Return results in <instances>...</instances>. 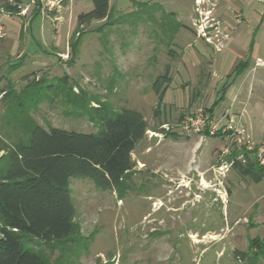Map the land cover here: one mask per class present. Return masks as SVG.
Segmentation results:
<instances>
[{
  "label": "rangeland",
  "instance_id": "rangeland-1",
  "mask_svg": "<svg viewBox=\"0 0 264 264\" xmlns=\"http://www.w3.org/2000/svg\"><path fill=\"white\" fill-rule=\"evenodd\" d=\"M248 2L245 8L262 11ZM196 3L111 0L107 19L79 24L91 0H23L25 15L3 17L0 158L3 148L26 143L34 126L97 133L101 109L137 110L148 123L121 189L72 179L74 234L55 250L27 242L50 264H264V179L257 184L233 168L221 171L219 153L228 141L177 128L197 108L217 103L226 85L215 77L225 75V61L213 67L212 46L194 38L199 26L187 28L198 16ZM167 70L172 83L156 113L153 85ZM254 77L264 80V65L255 66ZM42 80L45 87L30 86ZM255 96L264 102V92ZM221 110L210 114L224 123L216 116ZM165 125L176 133L166 135Z\"/></svg>",
  "mask_w": 264,
  "mask_h": 264
},
{
  "label": "trees",
  "instance_id": "trees-1",
  "mask_svg": "<svg viewBox=\"0 0 264 264\" xmlns=\"http://www.w3.org/2000/svg\"><path fill=\"white\" fill-rule=\"evenodd\" d=\"M91 2L92 11L80 14L79 24L109 17L111 0ZM3 7L11 15L20 16L18 5L4 3ZM171 83L169 70L156 79L153 85L159 97L156 113ZM36 84L45 87L44 80L30 86ZM46 87L49 91L55 88ZM97 111L100 115L97 133L34 126L26 143L2 149L5 154L0 158V264H50L47 257L30 249L27 242L38 240L55 250L56 244H64L74 234L72 179H88L103 190H119L124 186L133 168L132 155L145 138L148 123L141 112L133 109ZM238 155L235 151L233 157ZM246 159L245 163L235 161L233 169L260 183L264 168L251 158ZM236 253L239 261L245 259L244 252Z\"/></svg>",
  "mask_w": 264,
  "mask_h": 264
},
{
  "label": "crops",
  "instance_id": "crops-1",
  "mask_svg": "<svg viewBox=\"0 0 264 264\" xmlns=\"http://www.w3.org/2000/svg\"><path fill=\"white\" fill-rule=\"evenodd\" d=\"M199 1H202V3L199 4ZM195 3V11L198 16L192 18V26L187 28L191 29V31H195L194 29L198 31V26L202 23L201 21H203L207 12H211L212 17H210L211 21L208 24H212L214 21L219 22V28L224 31V35L228 36V40L224 43V49L221 51L215 50L213 46V50L207 48L210 52L213 51V67L216 63L224 61L226 64L224 68L226 73L222 75L223 77L226 76L225 78L217 71L215 73L216 80H218L217 84L224 81L226 85L222 88V96L218 100L219 104L213 107L215 104L213 103L211 108L215 111L217 108L222 109L216 115L217 118L222 117V121L226 117L224 113L226 115L229 111L231 114L240 117L251 130L254 140L262 142L264 141V102L261 96L255 95L257 92H264V80H256L254 75L255 66L264 65V62L262 65H257V60H262L260 55L264 54V38H258L262 33L264 24V4H259L262 11L257 12L245 8L244 0H195ZM252 3L254 1L249 0L248 6ZM198 8L200 11H197ZM238 15L243 18L242 24L236 19ZM240 25H244L246 28L240 31ZM185 32L188 33V30ZM209 33L214 36L215 30L210 29ZM197 35L198 37H194L195 39H200L208 45L204 39L200 38L198 32ZM246 35H251L252 40L242 41L241 39ZM217 41L218 39L214 38L215 44ZM189 46L192 48V44H189ZM239 66H241L240 70L238 69ZM237 70L239 71L237 72ZM215 111L213 115L217 114V111ZM195 146L199 148L197 141Z\"/></svg>",
  "mask_w": 264,
  "mask_h": 264
},
{
  "label": "built area",
  "instance_id": "built-area-1",
  "mask_svg": "<svg viewBox=\"0 0 264 264\" xmlns=\"http://www.w3.org/2000/svg\"><path fill=\"white\" fill-rule=\"evenodd\" d=\"M1 1L3 4L9 3L12 5H18L21 9L20 15H25L27 12L24 8L23 0H20V2H17L16 0H0V2ZM252 1L264 4V0ZM37 2L42 3L43 0H30V3L34 5L37 4ZM3 4L0 6V40L5 39L7 36L3 17L10 15V13L6 12ZM236 19L239 23L243 20V18L239 15ZM210 29L215 30L214 36L210 35ZM223 32L224 31L219 28V22L217 21H214L212 24H208V22L206 25L205 23L199 24L198 34L200 38L204 39L208 45L213 46V48L217 51H221L224 48L225 41L228 40V36L224 35ZM214 38L218 39L216 44L214 42ZM262 64L263 61L258 59L257 65ZM225 116L226 121L224 123L221 122V124L212 118L208 108L199 107L193 114L181 119L177 124V128L178 131L185 136L200 135L210 138L219 137L228 141L230 145L223 147L219 153L220 163L218 165V169L221 171L233 168L235 161H242L245 163L247 157L254 160L259 167L264 168V141L256 142L253 138L251 130L244 124L240 117L231 114L230 111ZM164 129L166 133H174V131L176 133L177 131L166 125L164 126ZM154 135L160 136V134L157 133ZM235 151L239 152V155L233 157Z\"/></svg>",
  "mask_w": 264,
  "mask_h": 264
}]
</instances>
